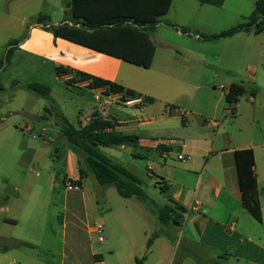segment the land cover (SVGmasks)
<instances>
[{
    "label": "crops",
    "instance_id": "obj_1",
    "mask_svg": "<svg viewBox=\"0 0 264 264\" xmlns=\"http://www.w3.org/2000/svg\"><path fill=\"white\" fill-rule=\"evenodd\" d=\"M13 1L11 7L17 3L20 7L34 4L39 14H43L41 12L43 10L59 12L56 20L50 18L49 27H58L65 23L77 28L82 27L80 21L76 24L72 17L70 4L73 0ZM257 2L258 0L255 2V8ZM206 6L197 1L194 5V16L206 13ZM216 14L218 15L217 12ZM165 17L160 23L165 22L162 21ZM35 18H31L28 35L24 41L14 46V52H23V60L26 58L28 66L33 67L31 72L46 69L49 73H56L58 79L65 81L71 90L91 96L93 102L88 117L98 110H105L109 120L97 121L111 123L113 127L107 128V131L139 136L138 147L120 146V149L134 150L132 162L137 157L153 160V166L150 165L148 171L155 174L154 177L160 180L159 182L170 186L169 200L172 199L187 208L181 226L164 227L157 217L155 232H160V236L154 239L150 251H147V243L155 232L148 230L145 231L143 240L139 237V233L134 235V232L128 233V238H118L116 241L109 236L103 242L108 246V251L115 252L118 248L128 249L130 254L127 264H176L177 260H180L177 264H192L197 260L194 254L202 259L199 264H264V164L260 162V156L264 152V102L260 100L257 88L250 91L247 89V98L239 99L235 104L234 115L230 114L226 95L235 82L232 77L221 74L223 69L227 72V65L245 58L247 44L241 45L237 50L233 44L241 42L244 35L250 33L242 32L224 38L228 43L225 49L228 47L229 50L226 49L220 54H210L202 50L199 52V43L214 41L204 40L199 34L198 27L186 25L188 24L186 22L180 25L165 22L168 26L177 28L179 35L193 39L196 47H185L182 53H175L184 66L175 62L171 55L166 54L163 65L158 66L155 74L144 77L140 69L150 70L155 67L157 49L152 67L145 69L56 37L52 32L46 31L43 25L35 24ZM183 26H192V30L183 33ZM211 56L218 61L217 71L220 73L214 72L210 78L208 59ZM59 68L71 70L72 73L59 75ZM259 71V76L256 72L250 75V79L255 84L261 79L264 82V64L260 66ZM77 73L117 83L133 90L141 96L135 98L141 99V103L137 106L122 104L120 100L126 99L124 93L107 94L104 88H91L92 81L80 79ZM13 82L15 81H12V84ZM0 86L3 89L7 88L6 84L0 83ZM262 86L258 85V87ZM221 87H224V90ZM152 88H157L169 96L174 92L182 94L175 99L164 97L162 99L164 105L156 106V96L150 91ZM252 91H255L254 95L251 94ZM147 97L152 98L153 101H146ZM81 103L86 104L83 101ZM92 122L87 123L85 119L80 121V126L86 127ZM60 129L62 131L61 127ZM245 149H252L255 156L254 173L263 216L261 223L256 221L242 204L235 152ZM76 154L72 151L66 155L65 184L80 177V168L74 167L75 163H78L74 159ZM179 155L190 156L191 160L180 162L177 159ZM111 158L127 167L119 159L113 156ZM84 186L85 182L81 187L82 191L79 192L83 200ZM99 187L98 190L102 192L104 188L100 185ZM196 203H200L198 209L193 208ZM74 209L80 210L78 207ZM74 209H70L65 203L64 212L59 214V218L64 217L62 226L66 229L71 226L74 233L77 229L86 232L89 236L92 257L90 264H105L103 250L91 246V234L88 233V228L92 225L91 221L86 220V223L80 221L77 215L79 212ZM3 223L17 226L19 221L6 218ZM2 230L3 228L0 227V240H18L29 243L32 247L42 246V243L28 237L16 235L9 238L1 233ZM124 245L126 247H123ZM15 250L16 248L7 252L0 250V264L14 260ZM140 254H143L141 258H139ZM44 257L45 255H41L37 259H20L19 262L20 264H59L54 256ZM130 258L133 259V263L130 262ZM65 259L67 258L63 259L62 264H66ZM71 263L84 264L78 257L73 258Z\"/></svg>",
    "mask_w": 264,
    "mask_h": 264
},
{
    "label": "rangeland",
    "instance_id": "obj_2",
    "mask_svg": "<svg viewBox=\"0 0 264 264\" xmlns=\"http://www.w3.org/2000/svg\"><path fill=\"white\" fill-rule=\"evenodd\" d=\"M256 1L225 0L220 8L207 4L206 13L196 17L193 12L196 0H175L170 14L162 21L178 25L186 22V25L198 27L200 36L214 35L248 22ZM13 2L0 0V61L11 48L9 44L12 41L20 43L25 40L31 18L39 15L34 4L20 7L17 3L11 7ZM41 12L50 16L53 21L59 13L56 10ZM177 20L180 22H176ZM165 22L160 23L151 36L157 49V57L155 67L150 70L140 69L144 77L155 74L158 66L163 65L166 54L171 55L179 64L180 59L175 53H182L185 47H196L193 39L179 35L177 28L170 27ZM191 27L182 28L192 30ZM226 42L225 39H220L199 43V52L202 50L210 54H220L226 49L229 50L228 47L225 49L228 45ZM245 43V58L227 65V72L223 69L221 74L232 77L235 83L244 84L248 91L257 88L260 100L264 102L263 80L255 84L250 79L254 72L260 75L258 69L264 64V33L244 35L241 42H236L233 46L237 50ZM22 53L14 52L11 63L0 70V83L7 85L6 89L0 90V227L3 228L1 233L9 238L16 235L28 237L42 243V246L16 248L15 259L6 264H20V259H37L41 255H45L44 258L54 256L59 264H62L64 258H67L66 264H72L71 261L76 257L84 264L92 262L90 241L86 232L77 229L74 233L71 226L68 229L62 226L64 217L59 218V214L64 212L65 203L70 209L80 208L74 209L79 212L77 215L80 221L86 223L89 220L92 225L102 224L105 239L109 236L113 241L118 238L126 239L128 233L134 232V235L139 233L143 240L145 231L154 233L158 224L157 207L167 204L170 197L168 193L161 192L158 185L160 180L148 171V167L153 166V160L137 157L132 162V148L109 147L103 148V151L107 156L119 159L143 181L144 190L149 196L147 201L122 198L114 186L103 187L100 192L96 177L82 165L84 160L81 151L75 155L74 159L78 163L74 167L84 168L88 173L84 180V200L81 193L66 189V155L73 149L62 136L61 118H66L69 123L79 128L80 121L89 115L93 99L87 93L78 94L76 90H71L65 81L58 79L56 73H49L46 69L31 72L33 67L28 66L26 58L23 60ZM208 61L211 78L214 72H218V61L212 56ZM180 64L184 66L182 61ZM12 81H15L14 84ZM8 82L10 83L7 84ZM32 83L48 86L51 89L50 98L45 99L28 90L26 86ZM259 84L263 86L258 87ZM150 91L156 96V106L164 105V97L175 99L182 94L174 92L169 96L157 88ZM82 101L86 104H82ZM260 162L264 164V152L260 156ZM6 218H14L19 224L4 225ZM90 237L91 246L103 250L105 264L128 263V249L118 248L115 252H109L108 246L99 242L97 235L91 234ZM5 242L10 244L14 240ZM130 262L133 263L132 258ZM176 263H180V260ZM194 263L199 264L197 260Z\"/></svg>",
    "mask_w": 264,
    "mask_h": 264
},
{
    "label": "trees",
    "instance_id": "obj_3",
    "mask_svg": "<svg viewBox=\"0 0 264 264\" xmlns=\"http://www.w3.org/2000/svg\"><path fill=\"white\" fill-rule=\"evenodd\" d=\"M174 0H73L70 11L76 24L81 28L70 26L65 23L58 27H49L50 17L39 14L35 24L43 25L46 31L52 32L56 37L89 47L93 50L116 57L124 62L149 69L153 65L156 54V46L151 39L156 31L157 25L172 8ZM203 5L223 6L225 0H197ZM188 33L187 29H182ZM264 33V0H258L256 8L249 16L248 22L234 26L226 31L211 36H202L206 41H215L233 37L239 33ZM18 42L12 41L4 59L0 61V70L11 63L14 46ZM72 73L71 70L58 69L59 75ZM80 79L91 80V88H104L107 94L124 93L125 98L141 97L133 90L127 89L117 83L101 80L93 76L77 73ZM28 90L45 99L50 98L51 89L40 84L26 86ZM0 90H3L0 86ZM247 94V88L242 83H233L226 95L229 106L237 104L239 99ZM252 95L255 91L251 92ZM152 102V98H145ZM62 136L68 145L75 151L83 153L82 165L92 172L102 187L114 186L118 194L125 199L135 198L139 201H147L149 196L144 190L143 181L133 174L124 165L107 156L102 148L109 147H138L139 136L125 135L115 131H107L112 128L109 122L93 121L86 127L73 126L66 118H61ZM235 165L239 189L242 194L243 207L258 221H263L262 209L259 202L258 184L254 173L255 156L252 149L239 150L235 152ZM80 177L73 183L83 186L88 173L80 168ZM67 176H64V185ZM162 193H168L170 186L164 182H158ZM187 214V208L170 199L169 203L157 207V215L160 224L164 227L180 226V221ZM160 236L155 232L147 243V251H150L154 239ZM31 244L14 240L7 243L0 240V250H9ZM198 262L201 258L194 254ZM145 259V257H144ZM177 264V263H176Z\"/></svg>",
    "mask_w": 264,
    "mask_h": 264
},
{
    "label": "built area",
    "instance_id": "obj_4",
    "mask_svg": "<svg viewBox=\"0 0 264 264\" xmlns=\"http://www.w3.org/2000/svg\"><path fill=\"white\" fill-rule=\"evenodd\" d=\"M222 90H224V87H221ZM122 104H125L127 106H137L138 104L141 103V99H134V98H126L125 100H120ZM228 112L232 115H234L235 112V104L229 106ZM94 120H109V115L105 110H98L94 115L86 118V122H92ZM170 143H175L174 141H170ZM180 162H187L191 160L190 156H184V155H179L177 158ZM66 189L68 191H75V192H80L82 191L81 186L74 184L73 181L69 180L65 184ZM200 207V203H196L193 208L198 209ZM88 233L90 234H95L98 237L99 242L103 243L105 242V237H104V226L100 223L94 224L89 226L88 228Z\"/></svg>",
    "mask_w": 264,
    "mask_h": 264
}]
</instances>
